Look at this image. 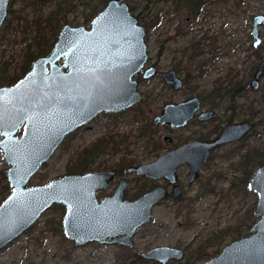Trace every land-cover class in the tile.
<instances>
[{
    "label": "water",
    "instance_id": "obj_1",
    "mask_svg": "<svg viewBox=\"0 0 264 264\" xmlns=\"http://www.w3.org/2000/svg\"><path fill=\"white\" fill-rule=\"evenodd\" d=\"M8 4L9 0H0V30L8 15ZM262 24L264 16H256L252 28L254 47L261 43ZM145 35L144 27L125 0H112L93 20L90 29L65 26L48 58L37 60L16 85L0 87V152L9 166L7 180L11 188L10 196L0 206V250L54 206L65 207L64 234L77 246L109 243L111 239L113 244L130 247L135 232L151 221L152 209L165 199L163 189L157 188L135 201H122L127 185L123 179L114 197L97 200V191L109 186L114 171L68 175L45 185L30 186L69 135L102 113L117 114L141 100L133 78L149 61ZM61 60L62 66L58 64ZM263 66L261 63L254 75V88ZM65 69L69 72L65 73ZM154 75L155 69L148 67L143 79ZM162 78L175 91L182 86L173 71L163 73ZM197 110L196 98L166 105L154 122L171 129L182 128ZM206 115L202 113L198 119L203 120ZM248 128L247 124L229 126L210 143L185 144L152 162L130 167L126 174L151 180L163 178L174 184L177 169L186 165L192 183L213 148L236 140ZM164 141L169 142L167 138ZM247 189L257 197L254 214L259 220L252 235L230 242L216 257L201 264H264V166L254 173ZM142 256L166 264L169 260H181L183 253L158 247Z\"/></svg>",
    "mask_w": 264,
    "mask_h": 264
},
{
    "label": "rangeland",
    "instance_id": "obj_2",
    "mask_svg": "<svg viewBox=\"0 0 264 264\" xmlns=\"http://www.w3.org/2000/svg\"><path fill=\"white\" fill-rule=\"evenodd\" d=\"M180 1L185 3L187 0ZM200 1L204 4V12L197 21L188 7L182 6L177 9L171 2H162L155 7V11L161 12L162 22L157 29L146 31L145 41L150 65L154 66L158 76L138 86L143 97L144 114L135 118L140 110L135 107L122 115L101 116L84 126L85 128L77 130L32 179L30 186L44 185L67 175H78L82 170L76 169L78 158L86 149L105 137L106 140L125 139L126 143L120 146L119 153L107 149L103 156L92 159L86 166L85 173L107 170L132 161L136 165L152 162L160 154L171 149L172 145H165L162 142L165 136L173 138V145H179L208 133L209 127L201 129L195 126L171 133L165 128L158 127L154 118L166 103H177L190 95L203 96L221 85L223 88H230L238 84L243 87L249 84L257 66L264 62V24L259 29L262 43L256 50L252 47L250 37L253 17L264 16V0ZM97 2L101 4V0ZM125 2L129 8L134 9V16L143 17L146 0ZM80 7L79 1L69 3L67 11L71 12L67 16L64 15L63 22L71 24L75 19L82 22L85 15L80 16L82 13ZM102 7L98 9L102 10ZM56 8V2L40 6L35 0H15V21L0 39V73L3 72L2 63L11 62L12 66L8 70L10 76L20 74V66L29 45H33L32 52L36 50L34 38L37 35V20H41L42 34L50 38L52 33L44 26V20ZM194 47L198 48L197 54L192 49ZM199 63L203 64V77L198 70ZM170 70H174L183 82L184 88L179 93L167 87L160 77L161 73ZM236 90L241 92L240 88ZM241 96L237 98V102H255V107L259 110V124L253 138V146L263 150L264 75L258 91H252L248 87L242 90ZM147 123H153L158 130L160 147L156 151H153V144H148L147 139H137V134ZM215 125L218 124L215 123L213 126ZM225 158L226 150L216 152L197 183L187 191V196L193 197L201 187L210 188V184L215 186V191L207 193L209 195L195 202L186 200L180 204H165L154 208L150 223L142 227L135 237L133 248L129 251L130 255L138 256L152 248L175 247L183 250L184 256L182 260L173 264H201L204 259H197L199 248H203L207 255L217 252L219 254L231 241L249 234L248 228L255 221L253 209L256 198L247 190L232 189L236 183L234 178L238 175L237 168H233L230 165L232 162L226 161ZM8 169L9 166L0 152V190L8 184L7 178L5 179ZM181 171L184 173V170ZM208 181L210 184L206 185ZM183 182L186 185L187 178L183 179ZM131 183L132 190L143 185L142 182L135 180H131ZM2 191L3 189L0 192ZM3 193V198H6L10 191ZM56 208L50 210L42 218L39 226L32 228L18 244L0 253V264H69L62 261V258L66 253L68 257H74L76 254L69 253L72 245L54 232L60 217L64 215L63 211ZM90 253V250L77 252V256L88 258ZM104 253L117 255L111 250ZM79 263L88 264L85 260L73 264Z\"/></svg>",
    "mask_w": 264,
    "mask_h": 264
},
{
    "label": "flooded vegetation",
    "instance_id": "obj_3",
    "mask_svg": "<svg viewBox=\"0 0 264 264\" xmlns=\"http://www.w3.org/2000/svg\"><path fill=\"white\" fill-rule=\"evenodd\" d=\"M74 1H77L78 2L79 0H74ZM71 2H69V3H71ZM35 3L41 6V5H44V4L49 3V2H48V0H45L44 2H40L39 0H35ZM79 3H81V7L80 8H81V12H82L80 16L83 17L84 16V7H83L84 3L82 1L81 2L79 1ZM68 5L69 4H65L62 7V9H61L60 16H62V18L64 17V15L67 16L71 12V11H67ZM56 10H57V8L54 11H56ZM50 14H52V13H50ZM48 16H50V15H48ZM255 17L256 16H254L253 19H252V28H253V20H254ZM62 18H61V20H62ZM14 21H15V0H9V4H8V15H7V18L5 19V22H4L3 26L1 27V30H0V39H1V36L3 35V33H4V30L5 29H8L10 26H13ZM76 21H78V20L75 19V22ZM75 22H73L71 24H69L67 21L66 22H63L64 25L63 24H62L63 26L61 25L62 27H61L58 35H57V40H55V41H52L51 40V43L53 42V45H52L53 48H52V46H50V48L48 50L49 52L47 51L46 54H44L42 56L35 57L34 58V61L31 63V66H30L29 70L25 73V75L21 79H23L27 75V73L32 69L33 64L37 60H39L41 58H48L52 54V52L54 51V48H55V46H56V44L58 42L59 35H60V33L62 32V30H63V28L65 26H73V27H81V26H83V27H86L87 29H90L91 24H92L93 21L90 24H87V25L83 24V22L79 23V25H78ZM252 28H251L250 37H251V40H252V47H253L254 50H256L261 45L262 41H261V43L257 47H254L253 46L254 39L252 38ZM259 29H260V27H259ZM259 38H260V32H259ZM34 41H35V46H36L35 52H32L31 51L32 50L31 47L33 45L30 44L29 47H28V49H27V51H26V53L29 52V53H32L34 55H35V53H37V51L39 50L38 45L41 43V41H39V43H37L36 38H34ZM44 44H42V45H44ZM45 46H46V44H45ZM26 59H27V57L23 60L22 66H24ZM261 63L264 64V62H261ZM58 64L60 66H62L63 65V60H61ZM2 65H3V72H8L9 68H11V66H12V63L11 62H4V63H2ZM259 65L257 66V68L255 70V73H256ZM22 66H20V72H21ZM148 67H153L154 68V66L150 65V59H149V61H148L147 64H145V65L142 66V69H141L140 73L138 75L134 76V78H133V80L137 82V91H138V93L141 96V100L137 104H135L134 106H132L131 108H129V109L123 111V112H120V113H117V114H106V113H102V114L98 115L97 118H99L101 116H114V115L117 116V115H122V114H125L130 109H132V108L134 109L135 107H138V109L143 110V108H142L143 97H142L141 92L139 91L138 86L142 82L143 83L148 82V81L152 80L154 77L158 76L157 71L155 70V75H154L153 78H150L149 80H144L143 79V74H144V71ZM170 71H172V70H170ZM64 72L65 73H68L69 72V69H65ZM173 72H175V71L173 70ZM255 73H254V75H255ZM162 74L163 73H161L160 77L164 81V79L162 78ZM18 75H20V74H18ZM176 75H177V73H176ZM254 75L252 76V79L249 82V84L248 83L245 84V87H243L242 85H239L238 84L239 86L236 85L235 87H230L232 89V90H230V88H226V87L223 88L222 85H221L219 88H214L212 91H208L206 93V95H203V96L202 95H198V96H192V95H190L187 99H185L183 101H180V102H177V103H166L163 106V108H164L166 105L179 104V103L185 102L187 100L196 98L199 101V110H197V112L194 114L193 118L190 121H188L187 124L184 127L171 129L168 126H158L156 123L155 124L158 127L165 128L167 131H169L171 133H176V132H179L181 130H185V129L191 128L193 126H195L197 128H201V129H205V128H208L209 127V129H208V133L206 135H201V136H199V137H197V138H195L193 140L185 141V142H183L182 144H179V145H173L174 144V141H173V138H171L170 136L163 137V139H162L163 144H165V145H172V146H171V149L170 150L165 151L164 153L160 154L158 157H160L161 155H163V154H165V153H167V152H169V151H171L173 149L179 148V147H181V146H183L185 144H188V143H192V142L210 143V142L214 141L221 134V132L225 128L229 127V126H234V125L236 126V125H241V124H247L249 126L248 130L246 132H244V134H241V136H238L236 138V140L227 142L225 144H222L220 146H217V147L213 148L211 150L208 158H207L206 164H204L202 166V168L199 171L198 177L192 183H190V175L188 174V167L186 165L180 166L177 169V171H176V181L174 182V184H170L169 181H167V180H165L163 178L156 179V180H151V179H149V178H147L145 176H139V175H136V174H126V171L130 167L116 166L114 168H109L107 170L96 171V172L114 171L116 173L113 181L109 184V186L106 189H101V190H98L97 191V193H96L97 200L99 202H103L107 198L114 197L116 195L119 187H120V182L123 179H126L127 180V185H126V187H125V189L123 191V194H122V198H121L122 201H135V200L139 199L140 197L144 196L145 194H147V193H149V192H151V191H153V190H155L157 188H160V189H163L164 190V192H165L164 193L165 194V199H163L160 202H158V204L154 208H156L159 205L162 206V205H165V204H171V205L180 204V203H182L183 201H186V200L187 201L189 200V201H192V202H195L197 200H201L202 198H204L207 195H209L207 193L209 192L211 186H213V185H211L209 183V181L207 182L206 185H209L210 184L209 185L210 188L201 187L195 193V195L193 197H188L187 196V191L188 190H191L193 188V186L197 183V181L200 178L201 173L208 167V165L210 164L211 160L215 157L216 152H218L219 150H226V158H225V160L226 161H229V162H232L230 165L233 168H237L236 169V173H238V175H237V177H235L236 183H235V185L232 186V189H239V190L241 189V190H243L244 188L242 186L245 183V185H246L245 189L248 191L247 185H248L250 179L252 178V176L254 175V173L260 167L264 166V164H262V165H260L258 167H255V168L248 169L247 171H249V172H247V173H249V174L251 173V176L248 177L249 174H245L244 173L245 164L243 165V163H246V160H247V163L248 162L252 163L253 159L257 155H259L260 153L261 154H264V148H263V150H261V149H257V147H254L253 146V138H254L255 134L257 133V128H258V124H259L258 123L259 122L258 121L259 110H258V108L255 107V104L256 103L255 102H250V103L237 102V98L238 97H242L241 96L242 95V90H245L248 87L252 91H258L259 90L260 81H261V79H262V77L264 75V66H263L262 76H261V78H260V80H259L258 85H257L256 88H254L252 86V82H253V79H254ZM21 79H19L12 86L16 85ZM179 80L181 81L182 86L177 91H175L172 87H170L169 85H167L165 81L164 82L167 85V87H169L173 92H176V93L178 92L179 93L184 88V85H183L182 80L180 78H179ZM12 86H7V88L8 87H12ZM236 88L237 89L240 88V91L241 92H238V90H236ZM144 96H145V94H144ZM160 113L158 115H160ZM202 113H205V115L207 113H209V115H206V117L203 118V120H199L198 118H199V116ZM97 118H95L94 120H96ZM94 120H92V122ZM92 122H90L89 124H91ZM215 123H217L218 125L213 126ZM22 132H23V129L20 131L19 137L22 136ZM73 134L69 135L65 139V141L70 136H72ZM165 138L168 139V141H169L168 143H166L164 141ZM158 157H156L155 159H157ZM46 164H44L43 167ZM42 168H41V170H42ZM41 170H40V172H41ZM181 170H184V173H182ZM89 172H95V171H89ZM7 173H8V171H7ZM86 173H88V171ZM6 178H7V174H6L5 179ZM185 178H187L186 185L183 182V179H185ZM131 180H135V181L142 182L143 185H140V187H137L136 189H133L132 190L131 189V184H132L131 183ZM39 186H41V185H39ZM176 187H179L178 191H175V192H178L177 194L174 192V190H175ZM2 189H3V191L0 192V206L5 202V200L11 194V188H10L9 182ZM5 191H10V193H9V195L6 198H3V194H4L3 192H5ZM175 194L177 196H175V198H174V195ZM132 196H134V197H132ZM254 196L256 198V203H257V197H256V195H254ZM256 203H255V206H254V209H253V215L255 217V221L252 222L251 225H250V227L248 228L249 229V234L246 237H249L250 235H252V231L251 230H252L253 226L257 223V221L259 220V217H256L255 214H254V210H255V207H256ZM54 207H63L64 208V213L63 214L65 215V207L64 206H61L60 205V206H54ZM47 213H45L40 218L39 221H37L28 231L24 232L18 239H16L7 248H5L3 250H0V253H2L3 251H5L6 249L12 247L15 244H18V241L21 240L26 234H28V232L32 228L38 227L39 224H40V222H41V220H42V218H44ZM64 215H63V217H60V219H59V221L57 223V226H56V230L54 232L60 234V237H62L63 240L66 243H70L72 245L71 246L72 248L69 251V253L70 252H74L76 255L74 257H72V256H69L68 257L67 256V253H66V255L62 258V261H67L69 264H73L74 262L76 263L77 261L78 262H81L83 260H85V262H88V264H145V263H149V264H160V263H157L155 261L147 260V259L143 258V256H142V255L146 254L147 252H149L150 250L155 249V248H152V249H150L149 251H147L145 253H140L138 256L130 255V252L129 251H131V249L133 248L134 239H135V237L139 233V230L142 227L140 229H138L135 232V234L132 236V238H131V243L132 244H131L130 247H125V246H122L120 244H113L111 239H109V243H104L103 244V243H99V242H93V243H87V244L82 245V246H77L74 241L68 240L66 238L65 234H64V227H63ZM147 224H145L144 226H146ZM239 238H242V237L240 236ZM119 240H121V236H119ZM234 240H237V239H234ZM169 248L178 249V248H175V247H169ZM86 250H90L91 251V253L88 256V258H86V256H84V254L82 255L84 257H78L77 256V252L83 253ZM110 250H111V252H114V253L116 252L117 255L115 256L112 253H111L112 255H109L107 253H104V252H108ZM178 250H180V249H178ZM181 251H182L183 256H184L183 250H181ZM102 253H104V255H101ZM183 256H182V258H183ZM182 258H181V260H182ZM178 261H180V260H178ZM178 261H176V260H169V261H167L166 264H173L174 262H178Z\"/></svg>",
    "mask_w": 264,
    "mask_h": 264
},
{
    "label": "trees",
    "instance_id": "obj_4",
    "mask_svg": "<svg viewBox=\"0 0 264 264\" xmlns=\"http://www.w3.org/2000/svg\"><path fill=\"white\" fill-rule=\"evenodd\" d=\"M71 1H74V0H48L49 3L50 2H52V3L56 2V4H57V10L54 11L52 14H50V16L46 17V19L44 20V24H45L44 26H46V28H48L47 30L52 33L51 37L48 38L46 34H44V35L42 34V32H41L42 29L40 26L41 20L40 19L37 20L36 26L38 27V29L36 30L37 35L35 38H36L37 43H39V41H41V43L38 45L39 50L37 51V53H35V55L32 53H29V52L26 53L27 59L25 61L24 66H22V68H21L20 75L15 74V75L10 76V74L8 72L0 73V85L2 87L12 86L13 84H15L29 70L31 63L34 61L35 57L42 56V55L47 53L50 46L53 45V42L51 43V40L52 41L57 40V35H58V33L62 27L61 25L63 24V21L61 20L62 16H60L61 9L65 4H69V2H71ZM79 1L80 2L82 1L84 3L83 7H84V15L85 16H84V19L82 22H83V24L87 25V24H90L95 19V17L103 9H105L106 6L112 0H101L100 5H99V2H97V0H79ZM162 2L163 3L171 2L175 6V8H177V9L182 7V6L188 7L192 16L194 17L195 21H197V18L204 12V9H203L204 4L200 0H194V1L187 0V1H185V3H182L180 0H146V5L144 7L145 14L143 15V17H141L140 15H138L136 17L138 19V22L141 25H143V27L145 28V31L149 32L151 30L157 29L158 26L160 25V23L162 22V17L160 14L161 12H159L158 10L155 11V7ZM100 7H102L103 9L99 10L98 8H100ZM130 10H131V13L133 14L134 9L131 7ZM75 23H77L79 25V23H81V22H79V20H78ZM5 31H6V29L4 30V32ZM44 43L46 44V46ZM42 44H44V45H42ZM52 48H53V46H52ZM192 49L194 51H196V54L199 52L197 47H194ZM202 67H203V64L199 63L198 64V70L200 71L199 73H200L201 77L204 76V73L202 72ZM150 103L152 104L153 101ZM142 115H143L142 110H139L138 114L135 115V118H139ZM157 131H158L157 127L153 123H147L141 128V130L137 134V139L138 140L144 139V138L147 139L146 141L148 142V144H150V143L153 144V151H156L160 147V139L157 136ZM106 139H107V137H105L104 139L97 142L91 148L86 149L83 152V154L78 158V160H77L78 165L76 166L77 167L76 169H78V170L82 169L78 172V174L79 173H85L84 172L85 168L88 164L91 163V160L96 159L97 157L99 158V157L103 156L107 149H111V150H113V152L119 153L121 150L120 146H123V144L126 143V142H124L125 139L123 141H119L118 138L117 139L113 138L114 140L112 138H109L108 140H106ZM244 164H245L244 173L249 174V173H247V172H249V171H247L248 169L255 168V167H258V166L264 164V154L260 153L259 155H257L253 159L252 163H250V162L247 163V160H246V163H243V165ZM134 165H136V164H134L132 161V162L120 164L118 166L131 167ZM249 176H251V173L248 175V177ZM234 180H235V178H234ZM243 186L246 187L245 183L243 184ZM243 190L246 191L245 188ZM213 191H215V186H211L208 193H213ZM56 210H61L64 213L63 207H57ZM237 239H239V237ZM216 240H218V239H216ZM217 254H218V252L214 253L212 255H207L206 253H204L203 248H199L198 254H197V259L198 260L204 259L203 260V262H204V261L216 256Z\"/></svg>",
    "mask_w": 264,
    "mask_h": 264
}]
</instances>
